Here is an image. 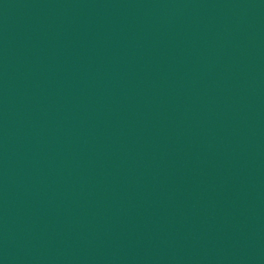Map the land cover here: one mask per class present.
<instances>
[{
  "label": "water",
  "instance_id": "1",
  "mask_svg": "<svg viewBox=\"0 0 264 264\" xmlns=\"http://www.w3.org/2000/svg\"><path fill=\"white\" fill-rule=\"evenodd\" d=\"M0 264H264V0H0Z\"/></svg>",
  "mask_w": 264,
  "mask_h": 264
}]
</instances>
